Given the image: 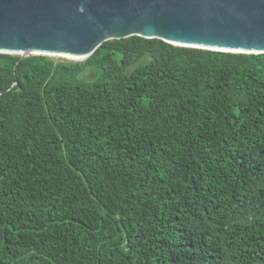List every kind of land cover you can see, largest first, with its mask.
<instances>
[{
	"label": "trees",
	"instance_id": "obj_1",
	"mask_svg": "<svg viewBox=\"0 0 264 264\" xmlns=\"http://www.w3.org/2000/svg\"><path fill=\"white\" fill-rule=\"evenodd\" d=\"M0 264H264V53H0Z\"/></svg>",
	"mask_w": 264,
	"mask_h": 264
},
{
	"label": "water",
	"instance_id": "obj_2",
	"mask_svg": "<svg viewBox=\"0 0 264 264\" xmlns=\"http://www.w3.org/2000/svg\"><path fill=\"white\" fill-rule=\"evenodd\" d=\"M264 53V0H0V53L87 58L128 36Z\"/></svg>",
	"mask_w": 264,
	"mask_h": 264
},
{
	"label": "bare ground",
	"instance_id": "obj_3",
	"mask_svg": "<svg viewBox=\"0 0 264 264\" xmlns=\"http://www.w3.org/2000/svg\"><path fill=\"white\" fill-rule=\"evenodd\" d=\"M13 54H17L18 55V53H13ZM41 55H44V56H47V57L57 56V57H61V58L67 59L69 61H81V60L85 59V58H81V57L67 56V55H62V54H41Z\"/></svg>",
	"mask_w": 264,
	"mask_h": 264
},
{
	"label": "rangeland",
	"instance_id": "obj_4",
	"mask_svg": "<svg viewBox=\"0 0 264 264\" xmlns=\"http://www.w3.org/2000/svg\"><path fill=\"white\" fill-rule=\"evenodd\" d=\"M15 55H17V54H15ZM49 58H51L53 61H69L67 59L57 57V56H53V57H49Z\"/></svg>",
	"mask_w": 264,
	"mask_h": 264
}]
</instances>
